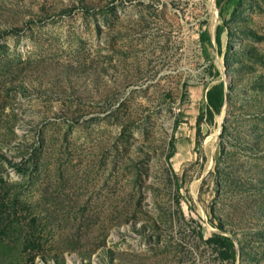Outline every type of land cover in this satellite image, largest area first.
Returning a JSON list of instances; mask_svg holds the SVG:
<instances>
[{"label": "rangeland", "instance_id": "1", "mask_svg": "<svg viewBox=\"0 0 264 264\" xmlns=\"http://www.w3.org/2000/svg\"><path fill=\"white\" fill-rule=\"evenodd\" d=\"M217 1L0 0V264H264V0Z\"/></svg>", "mask_w": 264, "mask_h": 264}, {"label": "trees", "instance_id": "2", "mask_svg": "<svg viewBox=\"0 0 264 264\" xmlns=\"http://www.w3.org/2000/svg\"><path fill=\"white\" fill-rule=\"evenodd\" d=\"M232 1L233 0H218L217 4L220 5L221 3H229ZM200 39L201 41L205 42L209 39V35L207 33H201ZM226 88L227 90H229V87H225L222 81L210 85L205 95L206 96L205 110L199 113L196 124L200 123L202 119H204L206 124L208 125L212 124L214 116L219 114L221 107L224 101L226 100L227 97ZM224 131L225 128H223V133ZM197 145L198 142H196V146ZM170 146L172 148V155H171L172 157L174 154V138L172 139V143ZM207 244H211L217 249V253L221 261L233 260L235 258V248L230 238L221 235H214L213 237L207 240Z\"/></svg>", "mask_w": 264, "mask_h": 264}, {"label": "crops", "instance_id": "3", "mask_svg": "<svg viewBox=\"0 0 264 264\" xmlns=\"http://www.w3.org/2000/svg\"><path fill=\"white\" fill-rule=\"evenodd\" d=\"M210 85L211 84L207 83L206 86H204L203 91L197 90L190 94L189 100L185 108L182 110L181 117L188 124V129L186 130V137L182 135L180 136V138L176 137L175 134L177 130L180 129L183 131V128L179 127V125L181 124L179 123L174 134V154L171 159H174L177 165H181V162L192 158V154L194 153V149L196 148V142H199L196 131L197 129H199V126L202 123H199V126H197L196 121L199 113L205 110V95ZM200 93L202 94V96Z\"/></svg>", "mask_w": 264, "mask_h": 264}, {"label": "bare ground", "instance_id": "4", "mask_svg": "<svg viewBox=\"0 0 264 264\" xmlns=\"http://www.w3.org/2000/svg\"><path fill=\"white\" fill-rule=\"evenodd\" d=\"M221 118H222L221 116L218 118L219 123L221 122ZM216 135H217V132H216V134H214V136H216Z\"/></svg>", "mask_w": 264, "mask_h": 264}]
</instances>
